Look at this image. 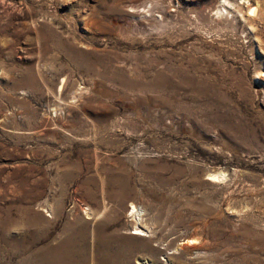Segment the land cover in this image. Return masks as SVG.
<instances>
[{
  "label": "rangeland",
  "instance_id": "obj_1",
  "mask_svg": "<svg viewBox=\"0 0 264 264\" xmlns=\"http://www.w3.org/2000/svg\"><path fill=\"white\" fill-rule=\"evenodd\" d=\"M227 1L0 0V264H264V0Z\"/></svg>",
  "mask_w": 264,
  "mask_h": 264
},
{
  "label": "bare ground",
  "instance_id": "obj_2",
  "mask_svg": "<svg viewBox=\"0 0 264 264\" xmlns=\"http://www.w3.org/2000/svg\"><path fill=\"white\" fill-rule=\"evenodd\" d=\"M225 2H226V4L229 6V2L227 1V0H225ZM231 2V1H230ZM231 4V3H230ZM252 8V7H251ZM256 8V7H255ZM254 10V9H253ZM255 11H256V9H255ZM254 12V11H253ZM171 79L169 78V76L167 75V74H163V73H161V72H159V73H157L156 75H153L150 79L148 78V79H146V80H144V81H133V82H135L136 84H139L140 85V87H143L144 88V90H150V91H158V92H162V91H165V90H167V89H172V88H174L175 87V83H171V81H170ZM128 83H130V81L128 82ZM171 86H172V88H171ZM175 89V88H174ZM173 90V89H172ZM223 172V171H222ZM222 172H217V173H212V174H209V179L211 180V181H213V182H216V181H220L221 179H223V176H224V174L225 173H222ZM224 180V179H223ZM219 183V182H218ZM131 207V209H132V211L133 212H137V209L135 208V206H133V205H131L130 206ZM24 212L26 213V214H28L29 213V210H28V208H25L24 209ZM27 216V215H26ZM28 224H27V227L28 228H30L31 226H32V224H31V221H30V218H29V216H28ZM32 219V218H31ZM137 219V218H136ZM139 220V219H138ZM1 221V220H0ZM11 222H12V220H11ZM10 222V223H11ZM14 222V221H13ZM1 223V222H0ZM8 223V222H7ZM9 224V223H8ZM13 224V223H12ZM8 226V225H7ZM31 230V229H30ZM140 233H142L141 231H139L138 232V234H140ZM185 241V240H184ZM16 242V241H15ZM195 242H197L195 239H187V241H186V243H188V244H192L193 245V243H195ZM11 243H13V242H11ZM8 244V243H7ZM6 244V245H7ZM2 246V245H1ZM11 246V245H10ZM13 246H15V245H13ZM6 247V246H5ZM18 247H19V245H18ZM3 248V247H2ZM9 248H11V247H9ZM6 249V248H5ZM3 252V251H2ZM6 252V251H5ZM4 255V254H3ZM245 256V255H244ZM29 257H31V256H29ZM1 258H2V256H1ZM27 259V258H26ZM30 259V258H29ZM250 259V258H249ZM251 260V259H250ZM258 260H259V258H258ZM245 261H249L248 259L247 260H245ZM2 262V261H1ZM7 262V261H6ZM244 262V261H243ZM257 263V262H256ZM9 264V263H8Z\"/></svg>",
  "mask_w": 264,
  "mask_h": 264
},
{
  "label": "built area",
  "instance_id": "obj_3",
  "mask_svg": "<svg viewBox=\"0 0 264 264\" xmlns=\"http://www.w3.org/2000/svg\"><path fill=\"white\" fill-rule=\"evenodd\" d=\"M143 264H145V263H143Z\"/></svg>",
  "mask_w": 264,
  "mask_h": 264
}]
</instances>
